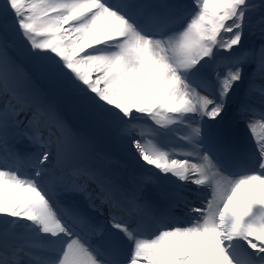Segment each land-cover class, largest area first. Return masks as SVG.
Returning a JSON list of instances; mask_svg holds the SVG:
<instances>
[{
	"label": "snow or ice",
	"instance_id": "6c2138e0",
	"mask_svg": "<svg viewBox=\"0 0 264 264\" xmlns=\"http://www.w3.org/2000/svg\"><path fill=\"white\" fill-rule=\"evenodd\" d=\"M166 7L147 0L0 3L27 61L0 45V151L32 160L29 173L0 163V264H264V137L243 171L241 160L226 166L218 150L202 146L205 120L222 121L237 89L238 118L250 136L264 128V0H190L180 16ZM255 12L259 43L246 47ZM223 53L227 64L214 67ZM62 99L114 127L150 176L207 193L184 213L187 223L142 237L135 217L151 214V194L94 166L92 144L64 118ZM148 123L188 125L193 162L142 132L129 135ZM94 214L105 216L103 228ZM21 231L33 241L18 243ZM32 248L51 257L40 259Z\"/></svg>",
	"mask_w": 264,
	"mask_h": 264
},
{
	"label": "bare ground",
	"instance_id": "6f19581e",
	"mask_svg": "<svg viewBox=\"0 0 264 264\" xmlns=\"http://www.w3.org/2000/svg\"><path fill=\"white\" fill-rule=\"evenodd\" d=\"M147 2L153 4L172 5V7H166L162 9V11L170 16H180L186 12L187 5L189 4L190 0H180V3L178 4L173 0H147ZM178 6L181 7L180 11H174L176 7L178 8ZM252 16H255V13H253ZM224 55H226V53L221 54V57L218 58L217 64L214 67H221L227 64V60L223 59ZM240 91V89H237L235 94H239ZM235 94L231 100V107L225 109L227 114L224 116V118H230V116L232 117V120L226 123L229 126L224 125V127H227V134L221 140V129L218 126L220 122L224 121V118L219 122L212 121L213 125L216 126V130L213 132L211 129H209V127H204V139L202 141V146L205 148L211 147L218 150V154L222 163L231 167L233 164V159L228 154V150L231 146H233L235 140L238 141L239 155L242 159L241 171H243L247 166L245 158L249 154L254 153L249 148L251 146L250 144L254 143V141L259 142L260 138L264 137V128H260L258 126L256 133L251 137L247 127L241 124L244 121L238 118V113L232 115L233 106L235 108V104H233V102L236 101L234 99ZM186 126L188 125L177 123L161 128L154 124L149 126H145L143 124L137 126V128L130 132L129 135L139 136L142 131L154 134L155 138L150 137L152 138L153 142L157 143L158 146L163 145L165 148H167V150L170 152V155H172L174 158H188L189 162H193L192 159L188 157V153L191 149L189 142L185 139L186 130H184V128ZM79 134L81 136L83 135V137L85 136V138L91 142L94 150L93 164L101 173L112 177L115 181H118L121 184L124 178V185H126L127 180H131L133 182V188H137L139 191L154 193L166 207L171 204L172 207L179 206L183 209L184 204L198 205L207 196V193H205L203 190H197L192 185L181 187L178 183H174L167 178L158 177L155 182L150 181L146 175L147 172L141 167V164L138 163L134 152L131 151L130 144L127 142V139L122 138L120 135H118V133H102V136H99V139H95V137H93V139L87 137L84 134ZM144 137L146 139L149 138V136ZM13 157L14 156L6 152L0 151V163H4L8 167L13 165L11 162H9L13 159ZM23 159L26 160L27 158H21L20 161L23 162ZM24 163L26 164L19 168L21 173H26L27 171L23 168H25L27 164L30 165L28 160H26ZM127 164L131 167V169L127 168ZM45 183L49 187H55L54 185L49 184L48 181H45ZM173 213L179 215L180 212L175 210ZM144 216L146 218V220H144L146 221L144 227H141L140 221L137 220L136 222L140 225V235L146 237L151 236L158 229L163 228L166 225L178 224V220L174 218V223L165 222L160 217L156 218V214L153 210L151 211V214ZM155 218L156 223L154 221ZM2 219L3 218H0V233L4 231L5 227V225L2 223ZM84 230L85 229H83V231ZM13 231L16 230L13 229ZM85 231H87V229ZM33 239L34 235L26 231H21L17 235V242L21 244H28L32 242ZM31 252L40 259H48L51 257V252L47 248H32Z\"/></svg>",
	"mask_w": 264,
	"mask_h": 264
},
{
	"label": "rangeland",
	"instance_id": "374dc122",
	"mask_svg": "<svg viewBox=\"0 0 264 264\" xmlns=\"http://www.w3.org/2000/svg\"><path fill=\"white\" fill-rule=\"evenodd\" d=\"M2 3V0H0ZM256 17L251 19V28L252 31L249 32L247 39L249 41H258L259 36H256L258 33V16L259 13L255 12ZM246 39L243 43H246ZM0 45H5L8 49L9 55L16 58L20 63L27 64L25 59V45L18 38L14 27L11 23L6 22L3 16H0ZM61 107H67L69 109V119L73 118L74 125L71 126L78 132L86 135L87 137L99 139V136H102V133H117L116 129L106 123L103 119L95 116L93 113L85 112L81 107L77 105L74 100L71 99H62L60 101ZM65 109V110H66ZM63 110V111H65ZM68 112V110H66ZM63 113V112H62ZM65 117V114L63 113ZM67 118V117H66ZM149 125L146 124L145 126ZM144 135V134H143ZM85 137V136H84ZM94 139V138H93ZM32 170V166H31Z\"/></svg>",
	"mask_w": 264,
	"mask_h": 264
}]
</instances>
